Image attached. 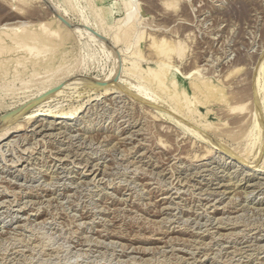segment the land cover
<instances>
[{"label":"rangeland","instance_id":"1","mask_svg":"<svg viewBox=\"0 0 264 264\" xmlns=\"http://www.w3.org/2000/svg\"><path fill=\"white\" fill-rule=\"evenodd\" d=\"M0 38V264H264V0H0ZM135 55L167 89L118 84ZM172 72L198 129L167 112Z\"/></svg>","mask_w":264,"mask_h":264},{"label":"bare ground","instance_id":"2","mask_svg":"<svg viewBox=\"0 0 264 264\" xmlns=\"http://www.w3.org/2000/svg\"><path fill=\"white\" fill-rule=\"evenodd\" d=\"M37 3L38 2H42V1H44V0H35ZM6 2H9V1H6ZM25 3V2H24ZM10 3H8V5H9ZM21 4H22V2H21ZM45 4H46V2H45ZM24 5V4H23ZM22 5V6H23ZM47 6H48V4H46ZM26 6V5H25ZM24 6V7H25ZM46 6V7H47ZM11 7V6H10ZM28 7V6H27ZM15 8H17V7H15ZM48 8V7H47ZM46 8V9H47ZM12 9H14L13 7H12ZM20 9H21V7L19 8V11H20ZM27 9V8H26ZM30 9V8H29ZM29 9H28V17L30 18L31 17V14H30V11H29ZM8 10V9H7ZM9 10H10V8H9ZM15 10V9H14ZM13 10V11H14ZM18 10V9H17ZM23 10V9H22ZM16 11V10H15ZM126 11H127V14H126V21L127 20H130V17H133L132 16V11H131V8H128V9H126ZM21 12L22 11H20V14L18 15V12L17 13H13L12 15H10V16H12V17H7V18H4L3 20L6 22V20H10V19H15V18H20L21 16ZM26 12V11H25ZM32 12V11H31ZM49 12H50V10H49ZM4 14V13H3ZM39 14V13H38ZM23 15V14H22ZM25 15V14H24ZM23 15V17H25ZM51 16L52 17H54V21H55V24H56V26H57V28L58 29H61L62 31H64L65 33L67 32V33H70V31H72V29L71 28H68L66 25H65V23L64 22H62L60 19H57L56 18V16H54L53 14H51ZM22 18V17H21ZM25 19V18H24ZM20 21V20H19ZM25 21V20H24ZM22 22V21H20V24H19V26H17V28H18V30L19 29H21L22 28V25L23 24H25L26 22ZM2 23V24H5V25H7L6 23ZM70 22V21H69ZM2 24H1V26H2ZM16 25H18V24H16ZM128 25H130V24H128ZM128 25H126V26H128ZM4 26V25H3ZM125 26V27H126ZM130 26H133V25H130ZM130 26H129V28H126V30L125 31H123L124 32V34L123 35H126V34H128L127 32H129V30H131L130 29ZM12 28V27H11ZM14 28V27H13ZM16 28V27H15ZM133 28V27H132ZM6 29V28H5ZM44 29H46V28H44ZM17 29L16 30H14V31H18ZM40 30H41V28H40ZM43 30V29H42ZM57 30V29H56ZM11 31V30H10ZM46 31V30H45ZM45 31H42V32H45ZM51 31V30H50ZM54 31V30H53ZM3 32V30L1 31V33ZM18 32H20V31H18ZM23 33H25L24 32V30L22 31ZM28 32V30H26V33ZM29 32L31 33L32 31H30L29 30ZM34 33H35V31H33ZM32 32V33H33ZM55 32V31H54ZM58 32V31H57ZM5 33V34H4ZM11 33V32H10ZM15 34H16V36H15V38L13 37V36H10V37H13L15 40H17L16 41V44L19 42V43H21V45H22V43L23 42H25V40L27 39L26 37H23V35H21V34H18L17 32H14ZM21 33V32H20ZM31 33V34H32ZM66 33V34H67ZM38 34H39V32H38ZM45 34H48L49 35V33L47 32H45ZM129 34H131L130 32H129ZM3 35H7V38H8V40H9V38L10 37H8V35L9 34H6V32H3ZM55 35H56V32H55ZM54 35V36H55ZM59 35V34H58ZM64 35V34H63ZM32 36V37H31ZM34 36H37L36 34H32V35H30V37L32 38L31 40H34L33 38H34ZM42 36V35H41ZM51 36H52V34H51ZM57 36V35H56ZM67 36H68V34H67ZM117 34L116 33H114V36H113V39H115V38H117ZM127 36V35H126ZM4 37H6V36H4ZM27 37H28V35H27ZM40 37V36H39ZM125 37V36H124ZM35 38H37V37H35ZM61 38V37H60ZM128 38V36L126 37V38H124L125 40ZM4 39V38H3ZM2 38H0V43L2 42L1 40H3ZM14 39H11L10 41H14ZM41 39L43 40V38L41 37ZM66 39H67V37H66ZM29 40V39H28ZM35 41V40H34ZM37 41V40H36ZM124 41V40H123ZM160 42L161 43H163V40L161 41L160 40ZM166 43L165 44H168L167 43V41H165ZM26 43V42H25ZM126 43H127V41H126ZM159 43V42H158ZM36 44H38V43H36ZM41 44V43H40ZM128 44V43H127ZM127 44H125L126 46H128ZM150 44V43H149ZM152 44H153V42H152ZM3 45H4V42H3ZM0 46V49H1V47H4V46ZM23 45H24V43H23ZM42 45V44H41ZM164 45V44H163ZM24 46H28L27 44L26 45H24ZM23 46V47H24ZM151 46H155L154 44L153 45H151ZM158 46V45H157ZM157 46H155V49L157 48ZM160 46H161V44H160ZM148 47H149V45H148ZM27 49H28V52L29 51H31L32 49H36V50H39V49H37L36 48V46L35 45H33V46H28V47H26ZM151 47H149V49H150ZM174 48V47H173ZM173 48H171L170 49V47H168L167 48V46H166V48L165 47H160V48H158V50H157V52H159V53H166V52H168L169 50L172 52L173 50ZM175 49V48H174ZM168 50V51H167ZM154 52V51H153ZM149 53H150V51H149ZM158 53V54H159ZM179 53V52H178ZM177 53V55H176V59H178L177 58V56L179 57V54ZM136 54V53H135ZM153 54H156V52H154ZM169 54V53H168ZM34 55V56H33ZM161 55V54H160ZM159 55V56H160ZM162 56H166L165 54L164 55H162ZM160 57L161 59H163V57ZM171 56V55H170ZM170 56L168 55V57L170 58ZM175 56V55H174ZM29 58V60H27V66H28V64H29V66H32V65H36V64H38V63H41L42 62V59H43V57L39 54V53H36V54H31V55H29L28 54V56L26 55L25 57H24V59L22 60V62L21 61H19L21 64H24V63H26V61H25V59L26 58ZM42 57V58H41ZM38 58H40V60L38 59ZM140 58V57H139ZM151 58V57H150ZM164 58H167V57H164ZM168 58V59H169ZM138 59V57L135 55L134 56V58L132 59V58H128L127 59V57H124V58H122L121 59V66H122V72L120 73V74H118V77H117V81H118V84H121V85H124V84H127V85H125V86H128L129 87V89L130 90H132V88H135V89H138V91H140V93H146L147 92V90H149L150 89V87L152 86V83L154 84L153 86H155L156 87V89H157V92L158 91H160V90H164V89H167L166 88V84H167V81H166V76H169V74L168 73H166V71H165V69H164V67L163 66H161V65H157L155 68H153L152 70H149V69H147V70H149L150 72L148 73V72H146L147 74H148V76H146L147 78L145 79V83L142 81V82H140L139 80H137L136 78H133V75H135L136 77H139L141 80H143L142 78V74H140L138 71L139 70H141V69H139L138 68V65H137V63L138 62H136V60ZM149 59V58H148ZM168 59H166V61L168 60ZM158 60H160V59H158ZM0 61H2V60H0ZM44 61V60H43ZM161 61V60H160ZM165 61V62H166ZM170 60H169V65H170ZM19 63V64H20ZM164 63V62H163ZM167 63V64H168ZM3 64H5V63H0V65H3ZM9 64V63H8ZM7 64V65H8ZM43 64H44V66H43V70H44V68L46 67V65H47V62H43ZM161 64V63H160ZM172 64V63H171ZM156 65V64H155ZM164 65V64H163ZM165 65H166V63H165ZM197 67V66H196ZM42 68V67H41ZM176 71H177V67L176 66H174L173 67ZM151 69V68H150ZM191 69V68H190ZM189 69V70H190ZM143 70V69H142ZM197 70V69H196ZM167 71H168V69H167ZM175 71V72H176ZM192 71V70H191ZM7 72V71H6ZM34 72V71H33ZM137 72L139 73V76H137ZM175 72H172L171 73V76L169 77L170 78V80H169V84L171 85V87L173 88V90L170 92V94L168 95L169 96V100H167L168 101V107H167V112L169 113V112H171V114H173V116L174 117H177V119H176V122L177 123H181L182 125H185L186 127H188L187 129H194V128H197L198 129V124H196L198 121H196V123H194V116L191 114V115H188V114H186L184 111H183V109L181 108V101L180 100H182L183 98H185V101H186V106L188 105H190L191 103H192V100H188V99H186V90H185V88L183 87V86H181V87H177L176 86V80H175ZM36 72H34V74H35ZM111 74V73H110ZM189 74H191V73H189ZM36 76V75H35ZM111 76V75H110ZM67 78V77H66ZM69 78H71L72 79V77L70 76ZM108 78V77H107ZM194 78V77H193ZM68 79V78H67ZM168 79V78H167ZM200 79V78H199ZM66 80V79H65ZM70 80V79H69ZM217 80V79H216ZM62 81H64V79L62 80ZM73 81V82H72ZM80 81V82H79ZM61 82V80H60V78H58V81H56V82H54V86H56L57 84H59ZM70 82L71 83H69L68 84V86L69 85H72V84H74L75 85V81L74 80H70ZM78 82L80 83V84H82V82L84 83V82H86V80L85 81H83V79L81 80H78ZM113 82V81H112ZM115 82V81H114ZM77 83V82H76ZM116 83V82H115ZM114 83V84H115ZM63 84H66L65 82L63 83ZM110 84H112V83H110ZM117 84V83H116ZM117 84V85H118ZM120 85V86H121ZM193 85H194V87L193 86H191V87H193L194 89H197L198 90V92L201 94V93H203V96L205 97V98H209L213 93H214V90H216V89H214V87H212V85H208V83L207 82H204V81H202V82H199V83H196V82H194L193 83ZM61 86V87H60ZM59 86V88H56V90L54 89V91L53 92H51V96L50 95H48V96H50L48 99H50V98H53V97H55V96H57V95H59V93L63 90L62 89V84ZM112 86V85H111ZM115 87H116V85H114ZM64 87V86H63ZM98 87H100V86H98ZM112 88V87H111ZM104 91H105V93L110 89L107 85H105L104 86ZM113 89V88H112ZM128 89V88H127ZM128 89V90H129ZM228 92V91H227ZM226 92V93H227ZM237 93H238V91H236ZM235 92V93H236ZM104 93V92H103ZM149 93V92H148ZM205 93V94H204ZM237 93H236V95H237ZM150 94V93H149ZM152 94V93H151ZM164 94V93H163ZM221 94V93H220ZM229 94H230V91H229ZM142 95V94H141ZM147 95V94H146ZM153 95V94H152ZM151 95V96H152ZM233 96L234 97V95L233 94H230V95H228V93H227V98L229 97V96ZM235 95V96H236ZM147 96H149V95H147ZM151 96H150V98H151ZM192 96V95H191ZM231 96V97H232ZM137 97V96H136ZM145 97V96H144ZM154 97H155V95H154ZM156 97H158V96H156ZM167 97V96H166ZM193 97V96H192ZM232 97V98H233ZM90 98H92L91 96H90ZM230 98V97H229ZM228 98V99H229ZM156 99V98H155ZM148 100V99H147ZM152 100V99H151ZM157 100V99H156ZM155 100V101H156ZM145 101H146V99H145ZM154 101V102H155ZM195 101V100H194ZM197 101V100H196ZM156 102H159V101H156ZM165 102V101H164ZM198 103H199V101H198ZM213 103V102H212ZM146 104H148V103H146ZM158 104V103H157ZM185 104V103H184ZM220 104V103H219ZM159 105H161V104H159ZM164 105V104H163ZM229 105H230V103H229ZM80 107H81V105L80 106H78V107H76V108H74L73 110H69V112H66L65 113V115L66 114H69V116L67 115V116H64V114L63 113H61V112H58V111H56V110H53V108H46V109H41V110H45V111H43V112H39L38 114H36L37 116L38 115H43V116H49V117H53V118H55V117H59V118H68V117H71L70 115L71 114H75V112L77 111V110H79L80 109ZM169 108V109H168ZM171 108V109H170ZM188 108V107H187ZM231 108V107H230ZM150 109V108H149ZM189 109V108H188ZM219 109V108H218ZM217 108H216V111L218 110ZM221 109V108H220ZM219 109V110H220ZM227 108H223V112H224V110H226ZM229 109V108H228ZM186 110V109H185ZM208 111V110H207ZM221 111V112H222ZM37 112H38V110H37ZM218 112H220V111H218ZM57 113H60V116H58V114ZM187 113H188V111H187ZM195 113V112H194ZM229 114V113H228ZM147 115V114H146ZM165 115H168V116H170V114H165ZM195 115H197V114H195ZM246 115V114H245ZM224 116V115H223ZM226 116V115H225ZM228 116V115H227ZM247 116V115H246ZM154 118V117H153ZM248 118V117H247ZM30 119V118H29ZM45 119V118H44ZM239 119V118H238ZM245 119H246V117H245ZM54 120V119H53ZM71 120V119H70ZM241 120H243V119H241ZM184 121V122H183ZM232 121V120H231ZM240 121V120H239ZM246 121V120H245ZM248 121V120H247ZM25 122V121H24ZM234 122V121H233ZM242 122V121H241ZM193 123V124H192ZM239 123V122H238ZM237 123V124H238ZM49 124V123H48ZM47 124V125H48ZM232 124H234V123H232ZM242 124V123H241ZM197 125V127H195ZM242 125H244V124H242ZM40 126V125H39ZM200 126V125H199ZM236 126V125H235ZM235 126H233V127H235ZM239 126V125H238ZM245 126V125H244ZM24 127V126H23ZM77 127V126H76ZM208 127H211L210 125H208V123L206 122L205 124H203L202 123V127L201 128H203V130L204 129H206V128H208ZM213 128H214V125L212 126ZM232 127V128H233ZM13 128H15L14 126H13ZM12 127H7V128H5L4 129V131H2V132H0V140H3V139H5L6 138V133L10 130V129H13ZM43 128V127H42ZM47 128V127H46ZM146 128V127H145ZM213 128H210V129H208V130H211V129H213ZM217 128V127H216ZM231 128V127H230ZM237 128V127H236ZM239 128H241V127H239ZM238 128V129H239ZM160 129V128H159ZM172 129V128H171ZM220 129V128H219ZM38 130V129H37ZM141 130V129H140ZM195 130V129H194ZM202 130V131H203ZM215 130V129H214ZM218 130V129H217ZM216 130V131H217ZM230 130V129H229ZM232 130V129H231ZM66 131V130H65ZM171 131V130H170ZM190 131H192V130H190ZM201 129H200V134H201ZM220 131V130H219ZM234 130H232V132H233ZM13 132V131H12ZM196 132V134H197V131H195ZM212 132V131H211ZM228 132H230V131H228ZM57 133V132H56ZM170 133V132H169ZM198 133V134H199ZM202 133H204V131L202 132ZM206 133V132H205ZM214 133V132H213ZM51 134V133H50ZM61 134V133H60ZM130 134V133H129ZM174 134V133H173ZM55 135V134H54ZM202 135V134H201ZM129 136V135H128ZM233 135H231V137H232ZM130 137H131V135H130ZM31 138V137H30ZM55 138V137H54ZM128 138V137H127ZM145 139V138H144ZM15 140H17V139H15ZM14 140V141H15ZM195 143V142H194ZM134 145V144H133ZM221 145V144H220ZM222 146V145H221ZM195 147V146H194ZM236 149V148H235ZM234 148H232V149H230V153L231 154H236V156H239V155H237L238 154V152H237V150H235ZM199 151V150H198ZM23 158V157H22ZM19 160V159H18ZM232 161V160H231ZM249 161V160H248ZM97 163V162H96ZM264 163V162H263ZM203 164V163H202ZM253 164V163H252ZM264 166V165H263ZM203 168V167H202ZM190 175V174H189ZM161 181V180H160ZM218 183V182H217ZM234 184V183H233ZM254 184V183H253ZM251 185V184H250ZM236 186V185H235ZM206 187V186H205ZM170 189V188H169ZM210 190V189H209ZM247 190V189H246ZM208 191V190H207ZM214 191V190H213ZM224 191V190H223ZM220 192V191H219ZM216 193V192H215ZM225 193V192H224ZM227 193V192H226ZM208 198H209V196H208ZM217 199V198H216ZM254 200V199H253ZM2 201V200H1ZM209 203V202H208ZM163 209V208H162ZM166 217V216H165ZM202 217V216H201ZM209 217V216H208ZM221 217V216H220ZM219 217V218H220ZM204 218V217H203ZM211 218V217H210ZM215 218V217H214ZM224 218V217H223ZM179 221V220H178ZM185 221V220H184ZM219 222V221H218ZM185 223V222H184ZM234 223V222H233ZM236 223V222H235ZM197 224V223H196ZM203 224V223H202ZM213 224V223H212ZM224 225V224H223ZM208 227H209V225H208ZM225 227V226H224ZM217 231V230H216ZM224 234V233H223ZM227 234V233H226ZM231 234V233H230ZM167 237V236H166ZM170 239V238H169ZM125 249V248H124ZM126 255V254H125ZM204 255V254H203ZM207 255V254H206ZM205 257V256H204ZM197 260V259H196Z\"/></svg>","mask_w":264,"mask_h":264}]
</instances>
